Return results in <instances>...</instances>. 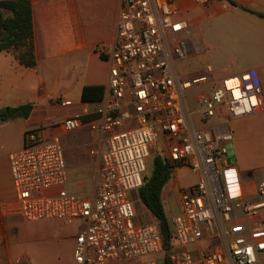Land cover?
Masks as SVG:
<instances>
[{
  "label": "built area",
  "instance_id": "2783aa9c",
  "mask_svg": "<svg viewBox=\"0 0 264 264\" xmlns=\"http://www.w3.org/2000/svg\"><path fill=\"white\" fill-rule=\"evenodd\" d=\"M177 14L173 0H123L112 43L97 47L109 68L107 95L88 124L104 136L105 148L91 195L67 192L56 136L29 130L22 149L9 156L20 218L83 222L74 238L75 264H264V168L258 175H223L232 167L226 121L260 112L259 77L249 70L223 78L199 93L190 110L186 92L205 85L213 70L206 66L193 80L175 74L173 64L191 54L189 25ZM83 125L80 116L70 117L62 130ZM159 138L173 169L170 181L179 168L198 174L195 185L179 187L166 201L172 231L166 251L156 220L146 210L139 218L132 201Z\"/></svg>",
  "mask_w": 264,
  "mask_h": 264
},
{
  "label": "crops",
  "instance_id": "0c3cea01",
  "mask_svg": "<svg viewBox=\"0 0 264 264\" xmlns=\"http://www.w3.org/2000/svg\"><path fill=\"white\" fill-rule=\"evenodd\" d=\"M28 1L32 10L35 65L24 67L13 52H0V110L32 106L27 118L0 123V264L17 256L22 237L16 229L21 223L71 222H26L15 213L17 203L9 156L22 149L27 131L39 129L44 138H58L67 192L84 196L92 192L105 148L104 136L90 130L88 124L95 121L94 112L107 95L109 68V61L98 54L97 47L112 43L123 2ZM173 1L177 19L189 25L184 36L191 54L173 64L181 80L199 78L205 74V67L210 66L213 73L201 86L205 92L223 78L249 70L257 72L261 110L256 115L234 119L228 130L232 133L229 147L237 170L244 175L258 174L264 168V0H213L209 6L196 4L194 0ZM88 86H102L99 100L83 99V90ZM75 116L81 117L83 127L64 133L62 122ZM139 203L145 209L140 200ZM75 235L70 239L71 253Z\"/></svg>",
  "mask_w": 264,
  "mask_h": 264
},
{
  "label": "trees",
  "instance_id": "16d2710c",
  "mask_svg": "<svg viewBox=\"0 0 264 264\" xmlns=\"http://www.w3.org/2000/svg\"><path fill=\"white\" fill-rule=\"evenodd\" d=\"M4 51L13 52L24 67L35 65L32 10L28 0H0V52ZM102 90V86L85 87L83 99L99 100ZM31 110L30 104L0 110V123L27 118ZM172 170L164 150H161L151 159L149 172L146 175L145 171L142 186L137 192L140 202L157 222L164 251L171 246L172 231L164 210L162 192L172 178Z\"/></svg>",
  "mask_w": 264,
  "mask_h": 264
},
{
  "label": "rangeland",
  "instance_id": "374dc122",
  "mask_svg": "<svg viewBox=\"0 0 264 264\" xmlns=\"http://www.w3.org/2000/svg\"><path fill=\"white\" fill-rule=\"evenodd\" d=\"M203 89V87H193L186 92V102L190 110L195 109V96L200 92L202 93ZM197 118V115L193 116L194 121H196ZM233 120L226 121L227 125ZM231 143L232 140L225 143L229 163L232 167L229 172H224V180L227 178H239L241 175H244V173H240L235 166L232 157V149L229 147ZM161 150H164V142L159 138L158 142L150 149V156L146 165V175L149 172V163L151 159L156 154H159ZM173 181L174 182L169 181L162 192V202L164 203L165 213L168 207V197H176L179 187L184 188L195 185L198 182V174L192 173L185 168H179L175 171ZM94 184L95 181L91 194L94 191ZM132 201L138 217L141 218L145 215V209L140 205L138 197L134 193L132 194ZM147 221H149L148 215L144 218V222ZM83 225L81 221H71L63 224L21 223V226L16 229L17 235L22 237L17 256L11 257L10 262H6L5 264H75L72 259L70 239L82 230Z\"/></svg>",
  "mask_w": 264,
  "mask_h": 264
}]
</instances>
